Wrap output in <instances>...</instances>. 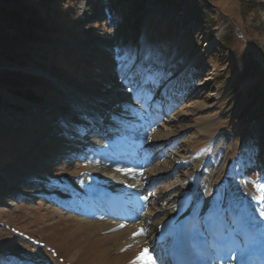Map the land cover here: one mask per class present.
I'll use <instances>...</instances> for the list:
<instances>
[{"label": "rangeland", "instance_id": "374dc122", "mask_svg": "<svg viewBox=\"0 0 264 264\" xmlns=\"http://www.w3.org/2000/svg\"><path fill=\"white\" fill-rule=\"evenodd\" d=\"M24 2L48 29L39 33L34 62L19 69L55 81H48L53 89L44 91V100L10 96L18 108L0 106L5 115L0 129V264L141 262L137 246L143 233L108 234L98 222L64 214L73 198L67 179L80 177L86 168L74 145L87 120L63 88L76 91L95 111L104 108L109 115L121 110L118 103L132 96L120 82L114 50L145 40L166 51L168 80L175 76L184 82L181 96L167 109L169 116L178 104L190 102L184 93L192 90L193 100L206 97L209 105L173 141L171 147L183 157L152 188L162 192L158 211L196 196L193 213L185 219L195 233H201L205 221L231 222L235 242L249 226L255 237L257 230L252 244L264 247V219L259 217L264 211V95L252 101L255 93L264 92V0ZM184 108L181 125L191 120L190 109ZM203 154L201 163L193 161ZM5 198L10 204H4Z\"/></svg>", "mask_w": 264, "mask_h": 264}, {"label": "bare ground", "instance_id": "6f19581e", "mask_svg": "<svg viewBox=\"0 0 264 264\" xmlns=\"http://www.w3.org/2000/svg\"><path fill=\"white\" fill-rule=\"evenodd\" d=\"M26 71L47 81H55L41 72ZM171 83L165 81L154 89V95L146 97L143 101L124 97V100L118 103L121 110L109 115H106L107 110L104 108L101 111L91 109L76 91L63 88L64 93L69 94V100L72 99L77 104L87 120L82 132H77L78 143H74L76 157L85 163L86 168L80 177L67 179L73 198L64 206V214L75 213L84 223L98 222L108 234L121 233L127 236L146 226L137 246L141 257L139 264H162L163 253L176 245L181 228L183 234L185 233V219L193 213L192 203L196 199V196H193L187 204L173 205L170 209L159 212L158 203L161 201L162 192L156 193L152 190L158 184L161 185L181 163L183 155L179 148H172L173 141L179 138L186 128L191 127L199 116L204 115V111L209 107L206 97L199 101L193 100L192 90L184 93L185 97H191L190 102L178 104L176 112L169 116L163 105L171 104L176 99L170 91L176 90V87L168 89ZM55 85L61 89L56 82ZM164 87L166 89L163 95L155 98L156 93ZM185 106L190 109L191 120L190 123L181 125L179 123L186 113ZM102 116L104 120H101ZM95 126H99V131L108 132L104 136L90 133L91 128ZM108 133L110 136H105ZM204 157V154L200 155L193 161L199 164ZM199 184L200 182L197 187ZM99 187L106 188L107 194L97 193ZM3 201L4 204L11 202L10 198ZM229 224L233 225L231 222ZM231 225L210 223L206 226L212 236L219 237V241L225 243L228 252L236 244L231 237ZM244 227V240L237 245L242 251L234 250L231 254L235 259L248 258L249 244L255 239L252 229L250 230L249 226ZM150 241L157 244L156 248L149 245ZM201 248L204 249L203 245ZM136 249L133 247V250ZM261 251L258 247L253 249L252 253Z\"/></svg>", "mask_w": 264, "mask_h": 264}, {"label": "trees", "instance_id": "16d2710c", "mask_svg": "<svg viewBox=\"0 0 264 264\" xmlns=\"http://www.w3.org/2000/svg\"><path fill=\"white\" fill-rule=\"evenodd\" d=\"M40 1L47 5L53 0ZM45 23L24 0H0V106L17 109L18 104L10 96L39 102L47 98L44 91L53 89L43 77L19 69L34 62L32 50L41 41L39 33L48 29ZM262 95L264 92L255 93L252 101ZM3 117L0 111V129L5 127L1 123Z\"/></svg>", "mask_w": 264, "mask_h": 264}, {"label": "snow or ice", "instance_id": "6c2138e0", "mask_svg": "<svg viewBox=\"0 0 264 264\" xmlns=\"http://www.w3.org/2000/svg\"><path fill=\"white\" fill-rule=\"evenodd\" d=\"M114 61L120 82L133 101H143L146 97L154 95V89L170 79L166 51L147 40L135 46H117L114 50ZM66 127L72 131L71 124H66ZM259 217L264 219V211L259 213ZM142 233L143 229L134 235Z\"/></svg>", "mask_w": 264, "mask_h": 264}]
</instances>
